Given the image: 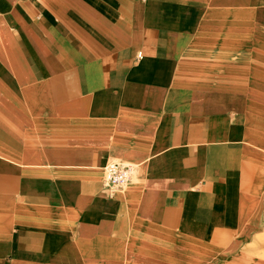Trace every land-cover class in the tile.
<instances>
[{"label": "crops", "instance_id": "obj_1", "mask_svg": "<svg viewBox=\"0 0 264 264\" xmlns=\"http://www.w3.org/2000/svg\"><path fill=\"white\" fill-rule=\"evenodd\" d=\"M0 264H264V0H0Z\"/></svg>", "mask_w": 264, "mask_h": 264}, {"label": "built area", "instance_id": "obj_2", "mask_svg": "<svg viewBox=\"0 0 264 264\" xmlns=\"http://www.w3.org/2000/svg\"><path fill=\"white\" fill-rule=\"evenodd\" d=\"M132 168L123 162H113L104 168L103 187L107 190L109 197L126 189L132 182Z\"/></svg>", "mask_w": 264, "mask_h": 264}, {"label": "bare ground", "instance_id": "obj_3", "mask_svg": "<svg viewBox=\"0 0 264 264\" xmlns=\"http://www.w3.org/2000/svg\"><path fill=\"white\" fill-rule=\"evenodd\" d=\"M104 179V178H103ZM118 193V192H117Z\"/></svg>", "mask_w": 264, "mask_h": 264}]
</instances>
